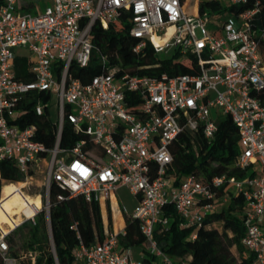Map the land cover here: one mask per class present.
Instances as JSON below:
<instances>
[{
    "label": "built area",
    "instance_id": "2783aa9c",
    "mask_svg": "<svg viewBox=\"0 0 264 264\" xmlns=\"http://www.w3.org/2000/svg\"><path fill=\"white\" fill-rule=\"evenodd\" d=\"M205 1L217 8L201 9ZM245 1L49 0L33 13L20 0H1L0 160L13 161L24 174L39 160L45 164L44 192L35 196L39 208L13 226L0 227L2 264H35L36 251H28L24 262L12 256L7 236L25 221L35 224L42 210L54 254L48 219L52 185L105 209L116 199L115 190L125 186L136 203L130 213L118 205L119 212L138 221L154 264H175L154 239L155 227L168 223L163 213L167 204L175 208L180 226L194 228L193 239L204 218L224 207L232 192L243 200L242 257L264 264V60L259 47L264 28L257 32L251 27L257 8L230 10ZM124 19L130 35L139 39L135 52L149 42L155 54L187 62L195 72L152 76L119 72V66L109 65L107 54L92 41L91 28L95 22L107 28ZM154 37L164 41L159 44ZM18 48L29 54H18ZM94 52L96 63L107 70L83 83L73 76L71 64L87 67ZM17 56L29 60L31 81L17 78ZM53 99L56 121L49 112ZM29 100L37 116L47 114L53 121L52 147L35 138L36 125H19ZM212 108L218 111L215 116ZM223 116L231 118L238 132L235 164L248 171L255 166L253 175L223 174L204 185L187 174L175 184L166 175L173 140L184 130L201 131L212 140ZM64 121L85 136L70 148L59 146ZM56 198L62 200L63 194ZM71 228L77 231L76 224ZM123 230L104 224L101 240L75 246L73 264H146L121 247L118 234Z\"/></svg>",
    "mask_w": 264,
    "mask_h": 264
},
{
    "label": "trees",
    "instance_id": "16d2710c",
    "mask_svg": "<svg viewBox=\"0 0 264 264\" xmlns=\"http://www.w3.org/2000/svg\"><path fill=\"white\" fill-rule=\"evenodd\" d=\"M206 6L217 8V5L205 1L201 5V9ZM22 7L28 8L23 5ZM254 8H257V12L252 17L251 27L253 30L261 32L264 28V0H246L233 5L230 10L239 13ZM91 36L99 50L107 54L109 65L119 66V72L152 76H160L163 73L174 76L195 72L187 62L175 61L173 58H163L155 54L149 42L135 52L133 47L139 42V39L130 35L129 25L125 19L118 24L109 25L107 28H103L95 22L91 28ZM259 47L264 60L263 38L259 39ZM96 59L97 53L94 52L87 67L71 64L70 71L74 77L86 83L94 75L107 70L106 66L98 65ZM29 63V60L24 56L16 57L17 78L27 82L33 79L28 69ZM41 97L46 99L47 95L42 94ZM32 104L33 100L26 101L24 107L27 111L19 119V125H36L35 138L47 147H52L56 135L53 121L47 114L37 116L31 108ZM84 137L81 130L68 121H64L59 146L70 148ZM238 139L236 126L229 116L218 119L217 130L212 140H207L201 131H181L172 142V163L167 168L166 175L173 176L174 183L177 184L183 175L192 174L204 185H209L213 177L223 174L237 178L251 176L253 172L241 169L235 164V158L239 152ZM1 178H5L9 182H17L24 180L25 174L13 161L0 160V193L3 185ZM58 193L63 194L62 200L56 198ZM221 193H223V189L219 188L217 194ZM231 195V199L224 207L204 218L196 229V236L193 239L190 238V234L194 228L180 226L181 220L175 208L171 204H167L163 213L167 217L168 223L166 226L157 225L154 230V239L158 248L175 264H182V262L184 264H251V256L242 257L244 248L241 238L244 227L240 216L243 200L240 195H234L232 192ZM50 204L48 219L54 254L48 236L47 216L42 210L38 213L35 224L29 221L21 224V230H24V240L19 245L22 247L21 252L12 249L15 244L13 234L15 231L7 236L12 256L24 262L23 256L28 251H36L38 255L35 264H73V250L79 241L89 245L95 239L103 238L104 223L99 203L88 202L80 195L69 196L67 191L52 185ZM123 219L124 230L123 233L118 234L121 247L141 246L144 248L145 238L140 231L138 221L125 213ZM216 222L221 223V229L214 225ZM73 224H76L77 231L71 228ZM108 225L111 228L109 206ZM232 247L235 248L236 255L232 253ZM155 260V256L150 254L141 258V261L146 264H154ZM0 264H2L1 260Z\"/></svg>",
    "mask_w": 264,
    "mask_h": 264
},
{
    "label": "rangeland",
    "instance_id": "374dc122",
    "mask_svg": "<svg viewBox=\"0 0 264 264\" xmlns=\"http://www.w3.org/2000/svg\"><path fill=\"white\" fill-rule=\"evenodd\" d=\"M20 3L23 6L28 7L27 9H30L31 12L34 13L37 11H41L43 6H45L46 4H49V0H20ZM189 11H190V8H189L188 12ZM196 33L198 35H200L199 30H196ZM16 51L18 54H21V55L29 54V52L27 51L26 48H18ZM49 112L51 114V119L53 121H56L57 120V107L55 105L54 99L49 102ZM217 112L218 111L216 108L211 109V113L213 116H215L217 114ZM254 167L255 166H251L249 168V171H251ZM257 169H259V167H257ZM1 179H2L3 185L7 184V183H19V182L23 183L24 184L22 186L23 193L30 195V196L35 198L36 195L44 192L45 164L41 160H39L35 165H33L26 172L25 178L22 181L9 182L5 178H1ZM115 197L117 199V201L115 202L116 208H118V205H119V209L122 210V205H124L128 213H130L133 210L135 203H136L135 197L129 192V190L125 186H119L115 190ZM0 198H1V193H0ZM110 211H111V220H112L111 228L119 231L121 229V226L116 227L113 210L110 209ZM123 214H124L123 212L120 213L122 220H124ZM102 218H103V223L105 225L106 224L108 225V206L106 208L105 215L103 213ZM240 218H241V216H240ZM214 225L218 229H221V223L216 222V223H214ZM4 228H5V226H4ZM14 231H13L14 232L13 234H14V238H15L14 239L15 244L12 246V249H16L18 252H21L22 247L21 246L19 247V245H21V243L24 240V230H21V225H20ZM135 247L136 248H134V249L141 248V246H135ZM231 251L233 254H235V255L237 254L234 247L231 248Z\"/></svg>",
    "mask_w": 264,
    "mask_h": 264
},
{
    "label": "bare ground",
    "instance_id": "6f19581e",
    "mask_svg": "<svg viewBox=\"0 0 264 264\" xmlns=\"http://www.w3.org/2000/svg\"><path fill=\"white\" fill-rule=\"evenodd\" d=\"M171 29L169 30L170 33ZM168 33V34H169ZM155 42L162 43L164 39H158L154 37ZM24 184L19 183H7L1 188L0 198V227L4 228L3 224L14 225V222H18L22 216H32L35 212V208H39L40 201L38 198H34L30 195L22 193L20 187ZM113 200V214L116 227L122 226L123 220L119 211L116 208V203Z\"/></svg>",
    "mask_w": 264,
    "mask_h": 264
},
{
    "label": "crops",
    "instance_id": "0c3cea01",
    "mask_svg": "<svg viewBox=\"0 0 264 264\" xmlns=\"http://www.w3.org/2000/svg\"><path fill=\"white\" fill-rule=\"evenodd\" d=\"M114 200H115V202L117 201V199H114ZM112 205H113V200H111V204H110V209L113 210V208H112L113 206H112ZM100 207H101V212H102V217H103V213H104V215H105L106 209L104 208L103 205H100ZM117 210L119 211L118 208H117ZM119 213H121V212H119ZM121 228H122V229L124 228V220H123V223H122ZM134 248H136V247H131V248H130L131 253H132V256H133L134 259L141 260V258H142L144 255H148L145 246H144V248H143V247H141V248H137V249H134ZM153 263H156V261H153Z\"/></svg>",
    "mask_w": 264,
    "mask_h": 264
}]
</instances>
